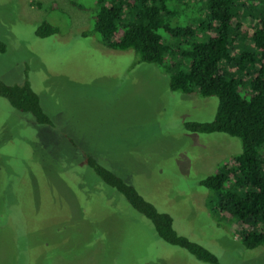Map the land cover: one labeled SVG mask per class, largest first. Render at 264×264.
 <instances>
[{"label":"rangeland","instance_id":"1","mask_svg":"<svg viewBox=\"0 0 264 264\" xmlns=\"http://www.w3.org/2000/svg\"><path fill=\"white\" fill-rule=\"evenodd\" d=\"M94 8L95 0H0L8 47L0 77L28 76L57 126L0 96V264H209L161 239L86 154L169 213L218 264H264V245L245 248L241 222L213 212L199 183L241 151L237 137L185 127L210 121L217 97L173 91L165 66L83 35ZM43 20L58 32L38 37Z\"/></svg>","mask_w":264,"mask_h":264},{"label":"trees","instance_id":"2","mask_svg":"<svg viewBox=\"0 0 264 264\" xmlns=\"http://www.w3.org/2000/svg\"><path fill=\"white\" fill-rule=\"evenodd\" d=\"M90 21L83 35L94 34L111 49L132 50L138 62L165 66L171 90L217 97L210 121H189L185 127L237 137L241 151L199 183L209 190L206 204L213 212L227 211L241 222L245 248L264 245V0H95ZM57 32L46 20L35 29L38 37ZM7 48L0 39V53ZM0 96L37 124L57 127L28 76L10 82L0 77ZM84 158L96 176L151 222L161 239L200 261L218 264L213 252L175 230L169 213L91 154Z\"/></svg>","mask_w":264,"mask_h":264}]
</instances>
